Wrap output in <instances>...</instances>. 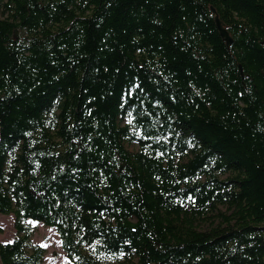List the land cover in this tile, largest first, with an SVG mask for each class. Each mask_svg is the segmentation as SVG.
<instances>
[{"label":"trees","instance_id":"16d2710c","mask_svg":"<svg viewBox=\"0 0 264 264\" xmlns=\"http://www.w3.org/2000/svg\"><path fill=\"white\" fill-rule=\"evenodd\" d=\"M2 214L0 264L28 218L72 264H264V0H0Z\"/></svg>","mask_w":264,"mask_h":264},{"label":"rangeland","instance_id":"374dc122","mask_svg":"<svg viewBox=\"0 0 264 264\" xmlns=\"http://www.w3.org/2000/svg\"><path fill=\"white\" fill-rule=\"evenodd\" d=\"M135 146H137V144L133 143L131 147L135 148ZM223 209L226 208L223 207ZM25 223L30 227L32 232L30 242L42 246L45 250L40 264H72L66 251L62 247L60 235L54 227L47 226L31 218H28ZM16 235L17 230L15 227L14 215H0V242L10 241Z\"/></svg>","mask_w":264,"mask_h":264},{"label":"water","instance_id":"95a60500","mask_svg":"<svg viewBox=\"0 0 264 264\" xmlns=\"http://www.w3.org/2000/svg\"><path fill=\"white\" fill-rule=\"evenodd\" d=\"M212 10L216 13V10L214 8H212ZM215 20H216V24L218 26V29L220 31L222 38L226 41L227 45H230L232 43L233 39L230 36L229 31L226 29L222 20L219 18V16L217 14L215 15Z\"/></svg>","mask_w":264,"mask_h":264},{"label":"snow or ice","instance_id":"6c2138e0","mask_svg":"<svg viewBox=\"0 0 264 264\" xmlns=\"http://www.w3.org/2000/svg\"><path fill=\"white\" fill-rule=\"evenodd\" d=\"M34 223H36V222H34Z\"/></svg>","mask_w":264,"mask_h":264}]
</instances>
